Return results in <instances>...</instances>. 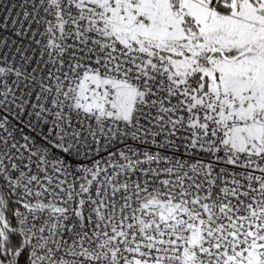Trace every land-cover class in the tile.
Instances as JSON below:
<instances>
[{
	"label": "snow or ice",
	"instance_id": "1",
	"mask_svg": "<svg viewBox=\"0 0 264 264\" xmlns=\"http://www.w3.org/2000/svg\"><path fill=\"white\" fill-rule=\"evenodd\" d=\"M0 264H264V0H0Z\"/></svg>",
	"mask_w": 264,
	"mask_h": 264
}]
</instances>
